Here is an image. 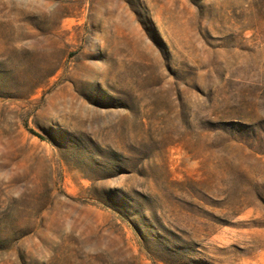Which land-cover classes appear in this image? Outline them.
Here are the masks:
<instances>
[{"label":"rangeland","instance_id":"rangeland-1","mask_svg":"<svg viewBox=\"0 0 264 264\" xmlns=\"http://www.w3.org/2000/svg\"><path fill=\"white\" fill-rule=\"evenodd\" d=\"M0 264H264V0H0Z\"/></svg>","mask_w":264,"mask_h":264}]
</instances>
